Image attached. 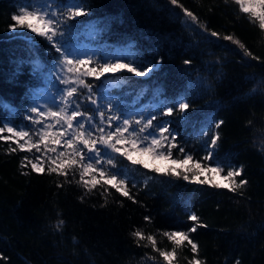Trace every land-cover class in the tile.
<instances>
[{
    "label": "trees",
    "instance_id": "obj_1",
    "mask_svg": "<svg viewBox=\"0 0 264 264\" xmlns=\"http://www.w3.org/2000/svg\"><path fill=\"white\" fill-rule=\"evenodd\" d=\"M23 2L0 0V101L11 106L0 107V122L16 124L31 106L32 93L51 80L62 87L48 63L50 45L40 37L34 39L45 70L34 74L32 65L25 63L16 74L17 62L27 59L28 53L22 39L12 38L9 25ZM178 4L220 38L202 32L170 0H86L88 14L73 22L97 24L100 55H114L132 43L138 46L133 51L144 60L162 56V70L152 80L117 73L130 76L132 87L105 84L106 95L135 111L157 103L153 98L157 88L169 98L185 94L192 122L180 127L178 115L163 117L177 121L172 124L179 132L177 143L199 159L204 155L197 135L200 122L223 120L219 155L226 154L233 165L243 166L241 178L247 185L236 192L201 185L131 165L120 157L121 168L133 169L130 176L137 187L132 193L138 203L114 189H109L106 203L101 189L86 193L76 182L78 175L75 180L69 176L72 182L67 183L63 176L47 172L22 174V158L31 157L35 150L10 152L16 143L0 140V256L7 258L0 259V264H166L147 240L138 246L130 233L141 229L145 235L153 234L157 248L170 251L172 244L161 233L186 231L193 224L189 213L206 225L190 234L202 264H235L237 260L264 264V30L240 13L234 0H178ZM224 36L239 40L259 59L245 55L244 49ZM185 60L191 63L186 65ZM141 89L143 94L137 96ZM145 216L151 221H145ZM59 220L64 226L57 231ZM192 257L190 246L181 247L174 264H188Z\"/></svg>",
    "mask_w": 264,
    "mask_h": 264
},
{
    "label": "snow or ice",
    "instance_id": "obj_2",
    "mask_svg": "<svg viewBox=\"0 0 264 264\" xmlns=\"http://www.w3.org/2000/svg\"><path fill=\"white\" fill-rule=\"evenodd\" d=\"M234 3L240 13L247 15L250 22L264 30V0H234ZM170 4L180 7L184 16L202 32H207L210 37L220 38L219 33L209 32L206 26H202L198 17L179 5L178 0H170ZM87 14L86 0H24L17 13L11 16L14 22L9 25V30L13 32L12 38L22 39L28 53L27 59L17 62L16 74L25 63L32 65L34 74L45 70L44 62L37 55V42L34 39L40 37L50 45L48 55L52 56V60L48 63L55 69L56 81L63 86L57 87L56 94L50 95L43 106L35 102L38 95L31 94L32 104L25 110L24 116V120L29 122L28 126L19 127L10 120L0 122V140L15 142L17 145L15 148L9 147L10 152L20 150L33 153L35 150L31 157L22 158V174L47 172L50 175L63 176L67 183L72 182L68 179L69 176L75 180L78 175L79 180L76 182L86 193H92L99 188L106 203L110 195L109 189H114L133 203H138L132 193V189L137 187L134 178L130 176L133 169L121 168L117 163L120 157L130 161L131 165H142L145 169L175 179L201 185L211 184L213 187L226 188L233 192L244 188L248 181L241 178L243 166L233 165L226 154L223 157L219 155V129L224 123L223 120L205 118L200 122L202 127L197 135L202 140L204 151L201 158L194 159L191 152H186L185 147L177 143L179 132L172 127L177 121L163 117L178 115L180 127L192 122L188 112L191 105L185 94L177 93L169 98L162 89H155L153 98L157 103L147 115L143 111H128L126 104L114 103V98L106 95L108 89L103 87L105 84L132 87L130 76H117V73L126 72L152 80L161 72L164 61L162 56L154 61L144 60L133 51L138 46L132 43L127 46L126 56L80 54L78 49L71 46L70 41L79 38L77 29L84 25L70 22ZM87 28L90 38L94 39L99 34L95 22H87ZM223 39L239 45L244 49L245 55L259 59L252 56L239 40H233L232 36H224ZM190 63V60L184 61L186 65ZM96 81L100 84H96ZM142 94V89L136 92L137 96ZM162 96L164 98L160 99ZM0 107L11 109L10 105H5L2 101ZM89 107L91 110H88ZM4 133L7 135H3ZM174 149H178L179 153L176 158L173 157ZM145 155L154 160L169 161V166L161 169L149 165L142 158ZM138 156L141 158H137ZM24 169L28 171H23ZM216 176L227 182H216L213 179ZM144 219L151 221L150 216H145ZM188 220L193 224L186 231L161 233L171 242L170 251L157 248L156 236L153 234L145 235L141 229H135L130 234L138 246L141 241L147 240L166 264H174L178 249L188 246L193 253L188 264H202L196 255L198 244L191 239L190 234L196 232L198 227L206 225L200 223L195 213H189ZM63 226L64 221L59 220L55 229L59 231ZM0 259L7 260L2 256ZM235 264H240V261L237 260Z\"/></svg>",
    "mask_w": 264,
    "mask_h": 264
},
{
    "label": "rangeland",
    "instance_id": "obj_3",
    "mask_svg": "<svg viewBox=\"0 0 264 264\" xmlns=\"http://www.w3.org/2000/svg\"><path fill=\"white\" fill-rule=\"evenodd\" d=\"M70 23H73V21H71ZM98 31V30H97ZM77 32L79 34V38L76 39V38H73L71 41H70V44L72 47L78 49L79 53L80 54H92V53H97V54H100L99 52V45H97V35L95 36V38H90V35H89V30L87 28V24H84L83 27L81 28H78L77 29ZM103 55H112V56H126L127 55V47H121L120 49L118 48V52L116 54H109L107 52H104ZM124 62H127L126 60ZM53 84H55L56 86L53 87ZM57 87H58V83L57 82H54L53 80H51L48 85L45 87V88H41L39 89L36 94L38 95V98L36 99V103L43 106L47 100L50 98V95H55L56 94V91H57ZM63 87V86H62ZM156 105V103H155ZM155 105H151L150 103L144 107V108H137L139 110H135V111H143L145 113V115H147V113L149 111H152L154 106ZM152 107V109H150ZM26 115V112L24 113L23 116ZM155 123V121H154ZM15 125L19 126V127H25V126H28L29 125V122L28 121H25L24 118L21 119V121L16 124L14 123ZM7 135V133H6ZM178 151V149H174L173 150V157H175L176 155V152ZM38 155V154H37ZM137 158H141V157H137ZM146 163H148L149 165H153L155 167H160L161 169H163L164 167H167L169 166V161H164V160H159V159H156L154 160L153 158H151L150 156L148 155H145L142 157ZM223 175V174H222ZM204 178V177H202ZM213 179L216 180V182L218 183H226L227 181L221 179L220 176H216V177H213Z\"/></svg>",
    "mask_w": 264,
    "mask_h": 264
}]
</instances>
